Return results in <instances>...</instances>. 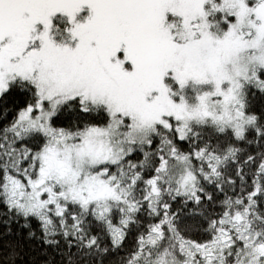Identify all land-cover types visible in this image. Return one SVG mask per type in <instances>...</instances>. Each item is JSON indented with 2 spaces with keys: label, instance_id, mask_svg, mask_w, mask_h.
Here are the masks:
<instances>
[{
  "label": "snow or ice",
  "instance_id": "1",
  "mask_svg": "<svg viewBox=\"0 0 264 264\" xmlns=\"http://www.w3.org/2000/svg\"><path fill=\"white\" fill-rule=\"evenodd\" d=\"M0 264H264V0H0Z\"/></svg>",
  "mask_w": 264,
  "mask_h": 264
}]
</instances>
